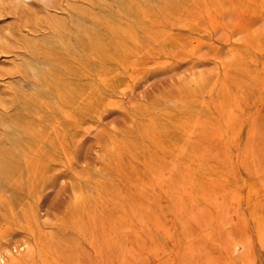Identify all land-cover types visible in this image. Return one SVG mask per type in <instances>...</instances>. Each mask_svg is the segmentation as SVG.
Returning <instances> with one entry per match:
<instances>
[{"label": "rangeland", "instance_id": "obj_1", "mask_svg": "<svg viewBox=\"0 0 264 264\" xmlns=\"http://www.w3.org/2000/svg\"><path fill=\"white\" fill-rule=\"evenodd\" d=\"M19 173L5 264H264V0H0Z\"/></svg>", "mask_w": 264, "mask_h": 264}, {"label": "bare ground", "instance_id": "obj_2", "mask_svg": "<svg viewBox=\"0 0 264 264\" xmlns=\"http://www.w3.org/2000/svg\"><path fill=\"white\" fill-rule=\"evenodd\" d=\"M215 1V0H214ZM177 33V32H176ZM61 99V98H60ZM61 103V102H60ZM201 104V103H200ZM61 108V107H60ZM63 109V108H62ZM64 110V109H63ZM63 112V111H62ZM65 112V110H64ZM63 112V113H64ZM62 113V114H63ZM235 115V114H234ZM250 116V115H249ZM228 118V117H227ZM196 121V120H195ZM187 124V123H185ZM195 125V124H194ZM225 126V125H224ZM33 127V126H32ZM40 127V126H39ZM55 126L51 127L54 129ZM197 127V125H196ZM227 128V127H226ZM193 132V131H192ZM190 135V134H189ZM229 137V136H228ZM230 138H234L231 137ZM188 140V139H187ZM233 140V139H232ZM191 141V139H190ZM231 141V140H230ZM238 142V140H237ZM157 145V144H156ZM238 147V146H237ZM182 151V150H181ZM185 151V150H184ZM183 151V152H184ZM239 154V153H238ZM64 155V154H63ZM237 155V154H236ZM67 156V155H66ZM239 156V155H238ZM14 158V157H13ZM12 158V159H13ZM239 159V158H238ZM240 160V159H239ZM240 162V161H239ZM31 164L30 168L27 171V176L30 179V182H35L36 180H39L42 178L43 174L45 173V170L42 167V164H40L37 161H31L29 162ZM25 164V163H24ZM238 164V163H237ZM154 166V165H152ZM41 168V170L39 169ZM39 169V170H38ZM172 170V168H171ZM174 171V170H173ZM172 172V171H171ZM170 172V173H171ZM184 176V175H183ZM208 177V176H207ZM162 178V177H161ZM5 179V177H4ZM211 179V178H210ZM7 180V179H6ZM242 180V179H241ZM8 181V180H7ZM189 185V184H188ZM22 186V176L21 173L18 174L17 178L12 182V185L10 187L11 191L15 193V202L7 201L3 197H1L0 194V264H5L7 258L14 259L18 253H20L21 249L29 248V241L27 239H24L19 246L15 247L14 250L12 248H9L6 243H1V240L5 237L7 231L9 230L10 222L15 219V214L20 216L26 222L29 226H34L37 223V217L35 214V210L33 208L32 203L29 200H22L19 197H17V192L20 191V188ZM195 189V187H194ZM247 192V191H246ZM24 193V192H22ZM75 200L78 203V205H84L87 201L86 195L83 192H77L75 195ZM100 200V199H99ZM246 200V199H245ZM253 205V204H252ZM112 206V205H111ZM82 207V206H81ZM80 207H78L79 209ZM101 212V211H100ZM259 216V215H257ZM258 222V221H257ZM262 222V221H261ZM260 222V223H261ZM262 226V224H261ZM260 229V227H259ZM258 229V230H259ZM113 234V233H112ZM257 234V232H256ZM151 237V236H150ZM257 237V236H256ZM181 239V238H180ZM264 239V238H262ZM252 240V239H251ZM255 241V240H254ZM257 241V240H256ZM260 242V240H258ZM261 244V243H260ZM264 244V243H262ZM91 247V245H90ZM14 248V247H13ZM20 248V249H19ZM236 248V247H235ZM240 248L239 245H237V249ZM24 249V250H25ZM92 249V247H91ZM90 249V250H91ZM262 249V247H261ZM235 250V249H234ZM23 252V251H22ZM235 252V251H233ZM15 253V254H14ZM233 254V253H232ZM234 255V254H233ZM8 261V260H7Z\"/></svg>", "mask_w": 264, "mask_h": 264}]
</instances>
